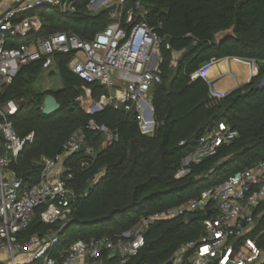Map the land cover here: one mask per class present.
<instances>
[{
  "label": "trees",
  "instance_id": "obj_1",
  "mask_svg": "<svg viewBox=\"0 0 264 264\" xmlns=\"http://www.w3.org/2000/svg\"><path fill=\"white\" fill-rule=\"evenodd\" d=\"M139 1L149 11V24L167 37L171 46V50L162 49V81L152 91V135L141 132L136 112L102 104L101 98L109 95L107 89L88 84L72 72L74 53L55 54L61 89L35 91V82L45 73L41 60L23 67L12 83L0 90V105L11 101L18 104L17 112L9 116L18 136L35 134L34 142L11 166L23 181V188H31L40 180L42 157L60 154L77 130L85 133L86 151L64 162L77 194L66 209L68 221L48 226L38 213L26 232L30 236L60 230V250L78 242L121 236L143 218L182 207L264 161V88L256 89L264 79V0ZM88 2L79 1L77 12L71 15H61L56 8L38 10L43 27L37 36L72 33L83 41L93 40L111 19L106 11L88 13ZM225 31L233 35L218 44L215 36ZM175 54H180L177 60ZM228 58L236 59L235 63L237 59L255 61L258 75L224 98L211 96L204 79L192 80L204 65ZM50 94L61 109L47 116L42 108ZM91 121L115 133L117 140L104 147L106 137L88 129ZM219 123L237 130L239 137L223 145L216 156L190 164L189 173L176 178L183 161ZM255 213L257 218L262 215L258 222L264 227V201ZM207 217L198 211L190 221L178 217L155 223L144 234V246L125 264H174L180 248L204 234ZM102 259L105 264H120L118 258H108V252Z\"/></svg>",
  "mask_w": 264,
  "mask_h": 264
},
{
  "label": "built area",
  "instance_id": "obj_2",
  "mask_svg": "<svg viewBox=\"0 0 264 264\" xmlns=\"http://www.w3.org/2000/svg\"><path fill=\"white\" fill-rule=\"evenodd\" d=\"M81 0H0V90L13 82L23 67L44 60V72L57 70L55 54H73L72 72L88 84H100L109 95L101 98L104 106H124L125 112H136L144 135L155 130L153 89L162 81V49L171 50L167 37L159 35L148 22L149 11L139 0H89L87 11L109 12L111 24L93 40L83 41L72 33L39 37L43 23L37 16L40 9L56 8L61 15L77 12ZM23 44L16 46L15 43ZM248 63L258 70L255 61ZM217 61L204 65L192 76L207 82L205 70ZM176 62L173 61L172 65ZM229 95V94H227ZM225 95L213 97L224 98ZM18 110L16 102L0 105V250L11 259L10 264H105L118 258L120 264L135 257L145 244L144 234L157 222L178 217L187 219L198 211L205 212L204 234L183 245L174 264H264V227L255 216L264 201V161L237 173L224 184L205 191L184 206L143 218L134 228L115 238L78 242L68 250H60V230L26 235L37 214L45 225L68 221L66 209L76 201L71 188L73 176L67 173L65 160L78 153L85 144V133L77 130L64 144L60 154L42 157L40 180L31 188H23L11 166L35 134L20 138L9 116ZM90 113V107L87 108ZM88 129L105 135L104 147L117 140V135L91 121ZM239 132L219 123L201 138L198 150L189 155L176 178L189 173L190 164L214 157L223 145L232 143ZM183 144V143H182ZM1 264V263H0Z\"/></svg>",
  "mask_w": 264,
  "mask_h": 264
},
{
  "label": "crops",
  "instance_id": "obj_3",
  "mask_svg": "<svg viewBox=\"0 0 264 264\" xmlns=\"http://www.w3.org/2000/svg\"><path fill=\"white\" fill-rule=\"evenodd\" d=\"M234 61L230 58L218 61L205 70L211 96L232 93L248 85L258 75V71L253 70L248 63Z\"/></svg>",
  "mask_w": 264,
  "mask_h": 264
},
{
  "label": "rangeland",
  "instance_id": "obj_4",
  "mask_svg": "<svg viewBox=\"0 0 264 264\" xmlns=\"http://www.w3.org/2000/svg\"><path fill=\"white\" fill-rule=\"evenodd\" d=\"M180 55L175 54V60L179 58ZM63 86L62 80L58 74V71H50V72H45L39 80L35 82L34 89L37 93H45L48 91H57L61 89ZM86 101V100H85ZM91 103L87 105V108L91 107ZM61 247H59L60 249ZM16 261L19 264H22V260L20 257H16ZM0 263L1 264H10L11 259L10 256L5 252L0 250Z\"/></svg>",
  "mask_w": 264,
  "mask_h": 264
},
{
  "label": "water",
  "instance_id": "obj_5",
  "mask_svg": "<svg viewBox=\"0 0 264 264\" xmlns=\"http://www.w3.org/2000/svg\"><path fill=\"white\" fill-rule=\"evenodd\" d=\"M114 8H110L108 9L106 12L109 13L111 11H113ZM232 31H225V32H221L219 34H217L215 36V39L217 41L218 44L224 42L226 39H228L229 37H231ZM236 60V59H234ZM264 88V79L262 80V82L256 87L257 90H261ZM231 94V93H229ZM227 95V94H226ZM61 109V105L57 102L56 98L53 95H48L46 96L45 100H44V104H43V108H42V113L44 115L50 116L53 115L57 112H59ZM86 145H82L81 149L79 152H85L86 151ZM192 219V216H189L187 218V221H190Z\"/></svg>",
  "mask_w": 264,
  "mask_h": 264
},
{
  "label": "bare ground",
  "instance_id": "obj_6",
  "mask_svg": "<svg viewBox=\"0 0 264 264\" xmlns=\"http://www.w3.org/2000/svg\"><path fill=\"white\" fill-rule=\"evenodd\" d=\"M238 60V59H237Z\"/></svg>",
  "mask_w": 264,
  "mask_h": 264
}]
</instances>
